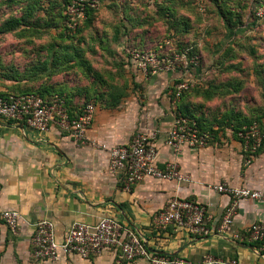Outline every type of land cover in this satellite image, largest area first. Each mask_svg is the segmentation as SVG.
<instances>
[{"label":"crops","instance_id":"0c3cea01","mask_svg":"<svg viewBox=\"0 0 264 264\" xmlns=\"http://www.w3.org/2000/svg\"><path fill=\"white\" fill-rule=\"evenodd\" d=\"M200 71L178 69L144 77L129 62L126 72L133 81L129 96L115 109L96 103L87 132L90 142L81 146L55 125L46 134H39L22 124L0 119V209L19 214L15 233L0 226V264H115L112 250L88 259L60 255L54 262L39 261L33 255L31 238L39 221L52 223L54 238L61 242L73 224L94 226L103 218L129 228L153 255L175 256L193 263L209 255L236 260L238 264H264V246H250L249 240L252 225L264 227V204L239 201L232 224L221 234L218 231L226 208L234 200L209 189L226 184L264 191V150L255 155L244 152L237 135L252 120L259 119L264 124V103L257 86L250 81L247 90L241 91L255 100H244L240 110L232 111L229 106L234 94L225 96L220 89L209 101L197 98L204 104L219 101L224 107L216 114L215 109L196 111L204 112L212 130L206 132L212 140L205 148H183L176 154L164 144L176 115L169 95L172 84L182 78L197 80ZM7 91L0 88L2 93ZM184 103L191 104L186 99ZM81 109L82 106L77 110L71 107L70 112L77 116ZM224 113L230 115L223 116ZM152 132L159 134L157 166L163 169L167 163L175 162L187 180L145 179L125 190L120 175L110 172L107 150L99 145H127L136 134ZM173 198L205 207V225L210 231L207 237H191L172 227L161 232L153 228V217ZM125 264L148 262L140 258Z\"/></svg>","mask_w":264,"mask_h":264},{"label":"rangeland","instance_id":"374dc122","mask_svg":"<svg viewBox=\"0 0 264 264\" xmlns=\"http://www.w3.org/2000/svg\"><path fill=\"white\" fill-rule=\"evenodd\" d=\"M61 1L41 0L46 6L51 3L50 15L57 14ZM256 2L264 4V0H98L91 22L73 39L61 36L63 18L47 26L48 16L40 12L42 17L31 19L34 25L29 30L21 27L0 34V88L61 93L74 110L93 100L115 109L129 96L133 83L123 67L128 52L170 56L195 47L201 75L190 82L189 90L197 83L205 87L219 79L239 82L243 91L252 81L264 103V5L252 11ZM166 3L171 11L160 9ZM18 9L0 0V27L9 18L20 16ZM70 12L79 16L76 8ZM226 26H231L230 31ZM241 29L244 32L237 36L230 33ZM229 46L226 60L222 59L225 66L218 67L216 58H222ZM67 52L72 58L69 62L41 67L51 55L61 59ZM223 91L225 96L233 93L229 88ZM243 92L230 97L232 111L240 110L244 100H255ZM186 100L202 104L209 112L215 109L214 114L224 108L219 101L203 104L191 96Z\"/></svg>","mask_w":264,"mask_h":264},{"label":"built area","instance_id":"2783aa9c","mask_svg":"<svg viewBox=\"0 0 264 264\" xmlns=\"http://www.w3.org/2000/svg\"><path fill=\"white\" fill-rule=\"evenodd\" d=\"M83 2H73L68 5V14L74 22L84 18ZM93 8L96 2L89 3ZM77 10L78 15H72L71 9ZM261 15V12H259ZM72 25V27H70ZM73 29L76 24H71ZM173 55V56H171ZM169 55L151 51L129 52V62L135 66L137 72L144 77H152L161 73H170L178 69L198 67V57L189 51ZM190 82L185 79L176 80L171 87L172 107L176 109L181 95L188 91ZM97 104L88 102L80 110L79 115L70 116L65 101L59 96H52L44 100L37 94H0V119L16 124H22L39 134H46L51 126H57L62 133L70 135L76 146L89 143L87 132L94 120ZM158 132L140 133L132 137L127 145L108 148L105 144L99 146L107 150L109 169L113 174L121 177L125 190L145 179L164 181H186L175 162H169L163 169L157 166L158 151L156 141ZM244 152L255 155L264 150V124L252 122L243 127L238 133ZM212 140L209 133L201 132L196 121L181 114H176L174 122L165 135L164 144L179 154L183 148L203 149ZM89 141V142H88ZM94 143V142H93ZM210 191L231 197L234 202L226 208L219 233L225 234L232 224L236 213L237 203L250 200L264 204V191L249 188H231L226 184L209 186ZM206 209L199 203L185 199L173 198L162 211L153 217V228L165 231L172 227L174 231L183 230L191 237L203 238L210 234L205 225ZM19 214L15 211L0 209V226L4 225L15 233L18 227ZM250 242L264 239V227L252 225L249 229ZM33 255L39 261L54 262L60 255L88 259L98 256L105 251L112 250L115 264H125L144 258L148 264H238L236 260H223L213 256H205L200 262L193 263L179 257H167L150 254L141 240L120 222L103 218L96 225L75 223L61 242L54 238L53 224L47 220L39 221L35 225V232L31 238Z\"/></svg>","mask_w":264,"mask_h":264},{"label":"trees","instance_id":"16d2710c","mask_svg":"<svg viewBox=\"0 0 264 264\" xmlns=\"http://www.w3.org/2000/svg\"><path fill=\"white\" fill-rule=\"evenodd\" d=\"M76 1L78 2V0H62L61 5L59 7V11H57V14L50 15V13H51L50 12V6H51L50 2L48 4V6H46V4H42L41 0H7V2L10 3L12 6L19 7L18 12H20L21 15L15 16V17H12V18H9L8 20H6L0 27V34H6L9 32H13L16 29L21 28V27H23V29L25 28V30H29L34 25V24L30 23L31 19H36V18H39L42 16H48L49 22H47V24H46L47 26L50 25V23H58L63 18V31H62L63 34L61 36L63 38L73 39L74 36H76L77 33L81 31L82 27L86 26L89 21L91 22V20L94 16L96 9L91 7L89 5V3L93 2V1L98 2V0H82V1H84L83 2L84 19H80L77 22H74L72 17L67 14V6L71 5L73 2H76ZM263 5L264 4L261 5L260 2H256L253 5V8L251 10L252 11L254 10L256 12ZM160 9L166 10V11H171L170 5L168 3H166L165 5L162 4V7L160 6ZM40 12H42V14H43L42 16H41ZM71 24H76L75 29L69 28V25H71ZM230 27L231 26H229V27L226 26V28L228 30L230 29ZM237 31L238 32H235V33L230 32V33L232 35L237 36V35L244 32V30H242V29L237 30ZM69 32H70V34H69ZM180 45L183 46L182 44H180ZM229 48H231V47L229 46L228 48H226V50H224V52L222 54V58L221 57L216 58L217 63H215V64L218 67H220V66L224 67L225 66V64H223L224 61L222 59L227 58L225 56L227 55V49H229ZM67 53H64L65 56L61 59L56 58V57L51 55L50 59H46L43 63H41V67L47 68L48 65H51L52 66L51 68H55V66L58 64L61 65L62 63L69 62L72 58L70 56V53L69 52H67ZM189 54H190V56L199 54L198 49L194 47L193 49H191L189 51ZM128 64H129V52L127 53V59L125 60L124 65H123L125 71H126V66ZM226 69H227V67L224 70H226ZM190 71L195 73L196 71L197 72L199 71V68L190 67ZM202 87H203V85H199V83H197L194 88L184 92L181 95L180 102L178 103V105L175 109V114L179 113L184 117H187L191 120L196 121L201 132H207V131L211 132L212 130L209 128L210 126H207L206 121L208 119H206V117H204V112H202V113L200 112L201 114H196V111H203L204 106L202 104L199 105V104H193V103L185 104L184 99H186V97H188V96H191L193 98H201L202 100H204L203 102L209 101L210 99H212V97H214L218 94L217 90H219V89L224 90L225 88L231 89V91L233 92L231 94H234V93L238 94L242 91L243 84H241L239 82H237L236 84L228 82V81L222 82V81H219V79H218L217 82H210L205 87H203V88ZM7 90H8L7 92H4V93L0 92V94L1 95H18V94H30V93H32V94H37L38 96H40L44 100H50V98L52 96H55L54 94H47V93H49L48 90H41L39 92H35V91L30 92L28 90H26V91H24V90L23 91H11L10 89H7ZM224 92L225 91H223L221 93H224ZM229 92H230V90H229ZM226 93H228V90H226ZM61 95H62L61 93L56 94V96H59V97L64 99L69 115L74 116L70 112V101ZM255 121L259 122L260 125L262 124V123H260L259 119H256L254 121L252 120L249 122V124H251L252 122H255ZM249 124H247V125H249ZM240 127H242V125H240L235 131L237 132L240 129ZM250 246H253L256 248H263L264 239L262 241L252 242L250 244ZM167 257H170V256H167Z\"/></svg>","mask_w":264,"mask_h":264}]
</instances>
